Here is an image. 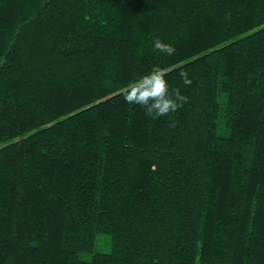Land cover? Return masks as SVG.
I'll return each instance as SVG.
<instances>
[{"label":"trees","instance_id":"1","mask_svg":"<svg viewBox=\"0 0 264 264\" xmlns=\"http://www.w3.org/2000/svg\"><path fill=\"white\" fill-rule=\"evenodd\" d=\"M0 264H264V0H0Z\"/></svg>","mask_w":264,"mask_h":264},{"label":"clouds","instance_id":"2","mask_svg":"<svg viewBox=\"0 0 264 264\" xmlns=\"http://www.w3.org/2000/svg\"><path fill=\"white\" fill-rule=\"evenodd\" d=\"M153 46L157 51L169 56L176 52L172 44L165 43L158 37L153 39ZM167 72V69L154 65L145 75L123 87L120 94L126 103L144 108L145 115L152 119L168 116L169 113L176 112L183 107L189 98L183 95L178 88L170 91L165 79ZM179 76L185 86L191 85L192 81L186 71H179Z\"/></svg>","mask_w":264,"mask_h":264},{"label":"rangeland","instance_id":"3","mask_svg":"<svg viewBox=\"0 0 264 264\" xmlns=\"http://www.w3.org/2000/svg\"><path fill=\"white\" fill-rule=\"evenodd\" d=\"M99 239H98V241L100 242V244H99V248L101 249V250H107L108 249V246L106 247L105 245H101V240L103 239V238H106L107 239V237L106 236H101V237H98Z\"/></svg>","mask_w":264,"mask_h":264}]
</instances>
